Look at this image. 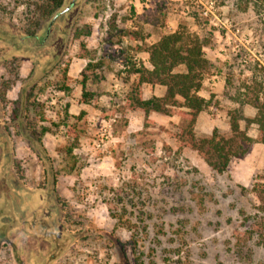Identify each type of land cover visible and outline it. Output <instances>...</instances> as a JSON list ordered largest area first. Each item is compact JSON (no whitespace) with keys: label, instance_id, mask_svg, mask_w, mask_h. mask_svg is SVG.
<instances>
[{"label":"rangeland","instance_id":"obj_1","mask_svg":"<svg viewBox=\"0 0 264 264\" xmlns=\"http://www.w3.org/2000/svg\"><path fill=\"white\" fill-rule=\"evenodd\" d=\"M73 1L64 0L49 22L40 23L35 40L25 36L34 31L35 0H0V264H264V249L254 242L249 263L234 254L235 233L255 213L248 191L264 179V143L254 142L219 175L193 150L179 149L177 135L187 125L181 116H139L123 102L127 61H142L157 39L149 33L202 34L214 27L205 51L216 70L205 75L199 92L213 105L194 131L198 138L215 128L228 134L233 105L223 101L226 62L240 50L252 72L237 66L235 83H262L257 88L264 99V0L247 6L235 0H76L63 13ZM113 22L141 38L114 32L122 43L113 45ZM89 27L83 42L103 61L106 79L90 87L98 97L81 107L88 60L79 58L80 41L73 36ZM27 78L35 104L29 120L51 129L43 138L48 160L35 155L12 120ZM62 85L68 90L60 91ZM245 112L256 114L251 107ZM248 135L256 140L257 127ZM50 166L57 174L54 191L43 179Z\"/></svg>","mask_w":264,"mask_h":264},{"label":"trees","instance_id":"obj_2","mask_svg":"<svg viewBox=\"0 0 264 264\" xmlns=\"http://www.w3.org/2000/svg\"><path fill=\"white\" fill-rule=\"evenodd\" d=\"M235 1L238 3L239 1H245V4L249 3L248 0ZM63 5L64 0H35L34 5H32V13L36 19L34 21V31L25 33V36L37 40V31L40 23L49 22L63 8ZM261 9L264 10L263 5ZM258 13L261 14L259 11ZM193 17L195 20L198 19L196 14H193ZM199 22L197 25H199ZM202 30H204L202 34L191 33L186 29L162 36L157 32L149 33V37L152 35L157 36L156 42L147 47L153 68L148 70L143 66H139L136 62L127 61L128 65H126L127 69L125 72L128 90L123 102L126 110L140 111L146 116L151 113L181 116L187 125L177 135L179 149L188 148L195 151L212 172L222 175L227 172L233 160L241 159L246 155L254 142L264 143V99H261L260 91L257 88H263V85L253 81L244 84L235 83L234 72H236L237 66L249 72H252V69H250L251 61L246 60L244 50L232 55L230 57L231 61L226 62L229 67H227L228 76L226 77L223 92V101L233 105V109L228 113V134H224L215 128L211 136L198 138L194 131L197 119L202 112L213 105L211 99L201 97L199 92L205 75L211 74L216 70V63L207 58L205 51L211 48L216 29L214 27H205ZM91 31L90 27L86 28L85 31L76 30L73 36L75 40L80 41L81 55L79 58L88 60L86 67L81 72L80 82L82 88L80 103L87 105L92 104L91 102L98 97V93L90 91V87L96 86L106 79L103 61L92 58L90 51L87 50L83 42L84 38L90 37ZM114 32L120 33V38L131 41H137L141 38L140 33L137 31L120 30L113 22L108 33L109 41L113 45L122 43L121 39L117 41L118 36L113 35ZM262 36H264V27H262ZM57 58L58 55L55 56V59ZM178 68L183 69L182 71H177ZM132 77L136 78L132 79ZM1 78L3 79V76ZM14 79L17 80V76ZM28 79L22 82L19 98L14 102V105L18 106L12 111V120L18 122L17 134L25 138L35 155L40 160H48L49 157L46 155L43 138L51 129L45 126L37 127L29 120L28 113L35 104L30 102V95L28 96L26 92L29 86L33 88ZM62 79L63 81L67 79L66 69L62 70ZM130 80L133 81L130 83ZM145 84L165 87L164 97H154L145 100L142 89ZM8 88L9 86L6 90ZM58 89L67 91L68 87L62 85ZM1 99L5 101V98L1 97ZM247 107H251L256 111L253 118L246 115L245 109ZM175 108H180L184 111H175ZM252 126H256L259 132L256 140L248 135V131ZM21 130L23 131L21 132ZM72 149L68 150L69 154H71ZM43 179L49 182V186L54 191L57 174L54 173L52 166L49 167V171L44 170ZM41 190H46L44 184ZM248 193L253 195L256 202L255 213L245 217L242 227H246V229L238 230L235 233L236 243L234 251L237 259L247 263L250 262L252 255L251 242L264 249V179L254 181Z\"/></svg>","mask_w":264,"mask_h":264},{"label":"crops","instance_id":"obj_3","mask_svg":"<svg viewBox=\"0 0 264 264\" xmlns=\"http://www.w3.org/2000/svg\"><path fill=\"white\" fill-rule=\"evenodd\" d=\"M148 2H149V0H146V2H143L145 5H147L148 4ZM141 3H138V2H135V3H133V6H134V8H139V7H141ZM176 31H174V32H170L169 34H172V33H175ZM168 35V34H167ZM156 40L157 39H154V41L150 44V45H152V44H154L155 42H156ZM149 45V46H150ZM142 59V61L141 62H138V65L139 66H143L144 68H146V69H148V70H152V65H151V63H150V59H149V53L147 52V50L143 53V57L141 58ZM136 77H132V79H135ZM143 98L145 99V100H149V99H152V98H154V97H156V98H162V97H164V95H165V91H166V89H165V87H163V86H159V85H148V84H145L144 86H143ZM201 96V95H200ZM203 97V96H202ZM205 98V97H204ZM77 103L81 106V107H83V106H86V104H83V103H80V101H77ZM135 115H143V116H146L143 112H138V111H135V112H133ZM155 115H158V114H156V113H151V115H150V118H154V116ZM201 116V114L199 115V117ZM198 117V118H199ZM198 120V119H197ZM214 130V129H213ZM211 133V132H210ZM207 134V136H211V134ZM197 136L198 137H200V135L199 134H197ZM204 136H206V135H204ZM204 136H201V137H204ZM191 152H195V151H191ZM197 154V153H196ZM199 157V156H198Z\"/></svg>","mask_w":264,"mask_h":264},{"label":"water","instance_id":"obj_4","mask_svg":"<svg viewBox=\"0 0 264 264\" xmlns=\"http://www.w3.org/2000/svg\"><path fill=\"white\" fill-rule=\"evenodd\" d=\"M75 1H76V0H74V1H73V3L71 4V6H70V7H68L67 9H65L63 13H66V12H68V11L70 10V8H71V7L74 5Z\"/></svg>","mask_w":264,"mask_h":264},{"label":"built area","instance_id":"obj_5","mask_svg":"<svg viewBox=\"0 0 264 264\" xmlns=\"http://www.w3.org/2000/svg\"><path fill=\"white\" fill-rule=\"evenodd\" d=\"M212 13V12H211ZM207 15V14H206ZM208 16V15H207Z\"/></svg>","mask_w":264,"mask_h":264}]
</instances>
